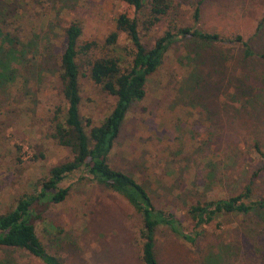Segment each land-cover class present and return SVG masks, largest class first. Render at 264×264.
<instances>
[{"label":"rangeland","instance_id":"obj_1","mask_svg":"<svg viewBox=\"0 0 264 264\" xmlns=\"http://www.w3.org/2000/svg\"><path fill=\"white\" fill-rule=\"evenodd\" d=\"M167 4L166 17L142 33L146 45L169 26H194L197 5L196 28L239 35L254 54H264V0H167ZM122 11L131 13L117 0H0L1 36L21 42L36 38L40 43L48 37L51 49L50 62L42 65L39 75L37 63L31 67L15 62L10 64L14 71L0 80V214L30 194L31 184L50 167L70 158L48 135V120L59 102L55 70L62 28L77 20L80 42L100 44L112 29L111 18ZM241 49L176 42L148 78L143 99L125 113L108 163L141 183L155 204L177 210L184 202L235 195L253 173L257 175L251 180L252 195L264 196V159L254 149L264 153V59L243 58ZM197 54L199 61L213 56L221 72L219 90L208 98L207 108L215 114L211 120H206V102L188 89ZM79 63L80 116L97 125L114 100L92 85L83 61ZM201 64L197 66L205 81L206 71L214 65L205 60ZM235 86L249 88L256 103L245 105L247 98L234 93ZM58 188L66 189L65 199L34 223L36 236L50 254L62 264H140L135 239L139 218L120 196L82 171L67 176ZM218 222L203 227L194 246L180 243L167 231L158 232L154 250L159 264H263L262 237L253 217L224 216ZM204 256L206 261L201 260ZM0 264L41 263L22 251L0 249Z\"/></svg>","mask_w":264,"mask_h":264},{"label":"trees","instance_id":"obj_2","mask_svg":"<svg viewBox=\"0 0 264 264\" xmlns=\"http://www.w3.org/2000/svg\"><path fill=\"white\" fill-rule=\"evenodd\" d=\"M117 1L129 8L131 13H115L111 18L112 29L100 44L93 40L80 42L81 25L77 20L69 21L62 28V46L56 56L58 63L55 70L59 102L48 120V135L56 146L68 151L70 158L50 167L36 183L31 184L30 194H23L9 211L0 214V249L22 251L41 264H62L38 239L34 223L42 221V213L51 205L65 199L66 189L58 188L59 183L72 173L82 171L90 181L120 196L138 216L139 226L135 239L140 264H159L154 250L158 232L167 231L180 243L194 246L203 234L202 228L211 223L218 226V219L224 216L255 219L262 237L261 257L264 264V196L254 197L251 192V180L256 173L251 174L235 195L202 198L187 204L184 202L176 210L155 204L141 183L108 163L125 113L132 103L143 99L148 78L159 69L166 53L176 42L191 40L204 47L239 46L243 58L264 59V54H254L239 35L221 36L196 28L199 20L197 5L192 15L194 26H169L151 44L146 45L142 33L157 27L166 17L167 0ZM40 40L30 38L21 42L0 34V80L14 71L10 64L15 62L25 66L37 63L39 75L42 65L50 62L48 59L51 55L50 39L45 37L41 43ZM119 40L125 44L120 46ZM4 43L8 45L7 49L2 48ZM26 55H29V59ZM80 60L87 68L85 74L92 85L114 100L109 113L97 125H92L88 119L80 116ZM204 60L214 65L206 71V82L197 66H201ZM192 61L196 66L189 74L188 89L193 91L199 101L206 102V120H211L215 114L207 108L210 104L208 98L219 90L218 83L222 81L220 68L210 55H204L199 61L197 54ZM209 77H214L215 81H209ZM249 90L240 86L233 87L239 97L247 98L245 105L248 102L256 103ZM254 149L264 159V153L258 147ZM261 169L264 170V166ZM201 260L206 261V256Z\"/></svg>","mask_w":264,"mask_h":264}]
</instances>
